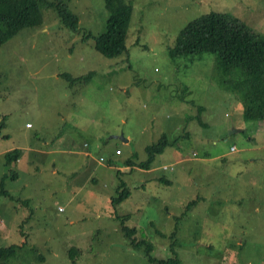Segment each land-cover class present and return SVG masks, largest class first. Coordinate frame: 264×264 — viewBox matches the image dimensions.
I'll list each match as a JSON object with an SVG mask.
<instances>
[{
	"label": "rangeland",
	"instance_id": "obj_1",
	"mask_svg": "<svg viewBox=\"0 0 264 264\" xmlns=\"http://www.w3.org/2000/svg\"><path fill=\"white\" fill-rule=\"evenodd\" d=\"M64 1L76 32L42 6V25L0 46V248L22 246L0 264H157L123 216L155 259L264 264V122L234 117L240 103L218 84L215 56L168 53L211 11L264 33V0H125L127 53L112 59L83 38L105 31L104 0ZM161 134L170 144L146 172ZM120 180L131 195L112 206Z\"/></svg>",
	"mask_w": 264,
	"mask_h": 264
},
{
	"label": "trees",
	"instance_id": "obj_2",
	"mask_svg": "<svg viewBox=\"0 0 264 264\" xmlns=\"http://www.w3.org/2000/svg\"><path fill=\"white\" fill-rule=\"evenodd\" d=\"M104 3L108 12L105 31L98 35L86 33L83 38L85 40L90 38L96 52L112 59L127 53L126 38L134 7L125 0H104ZM42 6L53 8L65 27L73 32L78 30V15L64 0H0V46L6 44L21 29L42 25L44 22ZM168 53L171 59L215 56L217 82L240 103L243 109V120L245 122L264 121V33L254 31L247 23L230 12L211 11L189 20L178 31ZM92 74L87 73L77 79L69 76H63V78L73 83L80 79H84L85 82V79L90 78ZM199 107L201 110L200 105ZM4 125L3 119L0 127ZM169 144L167 136L162 134L156 143L146 148L149 158L140 164V168L149 170L155 157L163 153ZM20 155V150L15 149L7 152L5 156L8 163L12 164L18 162ZM160 181L164 179L160 178ZM130 195V189L123 180H120L116 187V195L111 197L112 206H116ZM195 201H189L187 206L196 203ZM126 219V216L121 218V230L131 239L133 246H147L146 254L150 262L178 264L176 257L158 260L151 256L152 246L147 245L145 241L136 240L138 230L136 227L127 226ZM17 249H22V246L0 248V262L14 257ZM72 256L73 249L70 254V257Z\"/></svg>",
	"mask_w": 264,
	"mask_h": 264
},
{
	"label": "crops",
	"instance_id": "obj_3",
	"mask_svg": "<svg viewBox=\"0 0 264 264\" xmlns=\"http://www.w3.org/2000/svg\"><path fill=\"white\" fill-rule=\"evenodd\" d=\"M201 106V105H200ZM201 109L202 110H204L205 108L204 107H202L201 106ZM242 106H238L237 108H235V113H234V117H236V119H238L239 121H242L244 124H246V123H248V122H245L244 120H243V118H242ZM3 121V118H0V122H2ZM256 122H259V123H263L264 121H256ZM162 135V134H161ZM252 137V136H251ZM177 138H179V136H176L175 137V140H177ZM178 141V140H177ZM125 142H128L129 143V140L128 141H125ZM148 147V146H147ZM146 147V148H147ZM232 147H234V146H232ZM232 147H230V150H231V148ZM83 148L85 149L86 148V144H83ZM15 150V149H14ZM20 150V149H19ZM231 153H235V152H237V150H236V148L234 147V150L233 151H230ZM87 153V157H88V152H86ZM151 170H148V171H146V172H150ZM164 180L166 181V182H169V180L168 179H165L164 178Z\"/></svg>",
	"mask_w": 264,
	"mask_h": 264
},
{
	"label": "built area",
	"instance_id": "obj_4",
	"mask_svg": "<svg viewBox=\"0 0 264 264\" xmlns=\"http://www.w3.org/2000/svg\"><path fill=\"white\" fill-rule=\"evenodd\" d=\"M231 150H234V147H232ZM119 153H120V150H116V154H119ZM102 161H104L103 158H99V162H102Z\"/></svg>",
	"mask_w": 264,
	"mask_h": 264
}]
</instances>
